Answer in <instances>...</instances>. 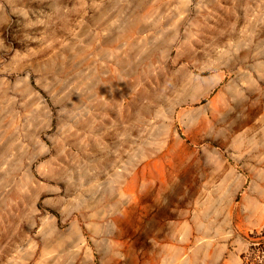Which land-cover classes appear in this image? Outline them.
Returning <instances> with one entry per match:
<instances>
[{
	"label": "rangeland",
	"instance_id": "1",
	"mask_svg": "<svg viewBox=\"0 0 264 264\" xmlns=\"http://www.w3.org/2000/svg\"><path fill=\"white\" fill-rule=\"evenodd\" d=\"M263 228L264 0H0V264H243Z\"/></svg>",
	"mask_w": 264,
	"mask_h": 264
},
{
	"label": "trees",
	"instance_id": "2",
	"mask_svg": "<svg viewBox=\"0 0 264 264\" xmlns=\"http://www.w3.org/2000/svg\"><path fill=\"white\" fill-rule=\"evenodd\" d=\"M250 246L241 257L243 264H264V228L249 234Z\"/></svg>",
	"mask_w": 264,
	"mask_h": 264
},
{
	"label": "bare ground",
	"instance_id": "3",
	"mask_svg": "<svg viewBox=\"0 0 264 264\" xmlns=\"http://www.w3.org/2000/svg\"><path fill=\"white\" fill-rule=\"evenodd\" d=\"M144 26V25H143ZM148 28V27H147ZM218 38V37H217ZM221 40V39H220ZM240 47V46H239ZM217 51V50H216ZM229 51V50H228ZM225 52V51H224ZM217 53H219V51L217 52ZM221 53H222V51H221ZM223 54V53H222ZM225 55H226V53H225ZM221 56V55H220ZM229 56V55H228ZM228 66L230 65V62L227 64Z\"/></svg>",
	"mask_w": 264,
	"mask_h": 264
}]
</instances>
